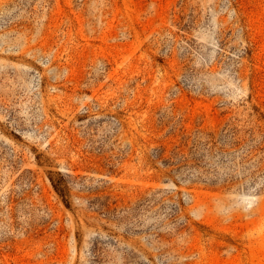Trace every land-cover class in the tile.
<instances>
[{"label": "rangeland", "instance_id": "rangeland-1", "mask_svg": "<svg viewBox=\"0 0 264 264\" xmlns=\"http://www.w3.org/2000/svg\"><path fill=\"white\" fill-rule=\"evenodd\" d=\"M226 125L229 189L144 158ZM263 139L264 0H0V264H264Z\"/></svg>", "mask_w": 264, "mask_h": 264}, {"label": "trees", "instance_id": "trees-1", "mask_svg": "<svg viewBox=\"0 0 264 264\" xmlns=\"http://www.w3.org/2000/svg\"><path fill=\"white\" fill-rule=\"evenodd\" d=\"M245 142L246 138L239 135V130L236 127L228 128L226 125L222 128L204 130L200 134L196 133L194 137L183 135L180 143L169 151V155L167 154V148L162 145L152 149L150 153H146L144 158L151 168L157 170L158 173L162 171L157 164L158 162L162 163L163 168H169L168 175L170 178L176 166L194 169L199 174L196 180L191 181L192 183H201L205 188L217 191L229 189L237 182L230 172L220 175L219 166L225 160H228V157L235 153ZM263 143L264 139L258 146L248 148L246 151L252 153L254 150L261 149L260 145ZM229 168L232 169L233 167L229 166ZM51 182L63 198L68 195L69 191L66 185H62L54 179H51ZM146 200L149 201L146 197L142 198L130 209L137 210ZM113 204H116V201ZM129 205L130 202L124 206V209L128 210ZM67 206L69 207L68 202ZM98 208L106 214L117 211V207L111 209V204L105 202L100 203ZM174 212V215H176V213H179V209H174Z\"/></svg>", "mask_w": 264, "mask_h": 264}]
</instances>
